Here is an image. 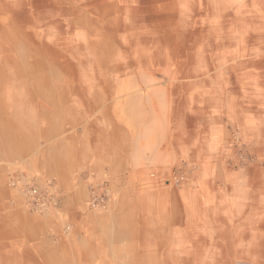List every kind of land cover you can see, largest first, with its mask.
<instances>
[{
  "label": "rangeland",
  "instance_id": "374dc122",
  "mask_svg": "<svg viewBox=\"0 0 264 264\" xmlns=\"http://www.w3.org/2000/svg\"><path fill=\"white\" fill-rule=\"evenodd\" d=\"M203 170L264 181V0H0V264H264L245 207L143 230Z\"/></svg>",
  "mask_w": 264,
  "mask_h": 264
},
{
  "label": "crops",
  "instance_id": "0c3cea01",
  "mask_svg": "<svg viewBox=\"0 0 264 264\" xmlns=\"http://www.w3.org/2000/svg\"><path fill=\"white\" fill-rule=\"evenodd\" d=\"M218 177H245L243 173L227 172L224 175L214 171H201L197 185L181 191L180 215L170 210L169 221H160L154 217L153 223H148L149 231L155 241H160L162 233L169 232L171 236L177 233L187 235V241L195 242L207 238L211 233L218 234L219 228L233 226L228 222V216L233 209L245 207L250 210L249 251L250 257H264L258 250V243L264 242V181H250L249 186L243 182L229 181V185H219ZM264 177V176H261ZM222 219V220H221ZM226 220V222H225ZM146 226V223H144ZM213 226V230L209 229ZM235 233V228L231 230ZM206 234H208L206 236ZM194 249L192 248V252ZM264 253V251H263Z\"/></svg>",
  "mask_w": 264,
  "mask_h": 264
},
{
  "label": "built area",
  "instance_id": "2783aa9c",
  "mask_svg": "<svg viewBox=\"0 0 264 264\" xmlns=\"http://www.w3.org/2000/svg\"><path fill=\"white\" fill-rule=\"evenodd\" d=\"M12 183L17 186L21 183V179H16ZM21 191L24 195L25 203L34 212L43 211L48 207H55L58 201L52 184L39 188L35 184L26 182L21 186ZM104 198L103 192L95 193L89 204L94 208L103 207Z\"/></svg>",
  "mask_w": 264,
  "mask_h": 264
}]
</instances>
